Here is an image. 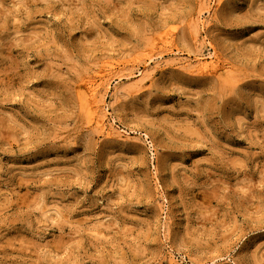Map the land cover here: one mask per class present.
Returning a JSON list of instances; mask_svg holds the SVG:
<instances>
[{
  "label": "rangeland",
  "instance_id": "obj_1",
  "mask_svg": "<svg viewBox=\"0 0 264 264\" xmlns=\"http://www.w3.org/2000/svg\"><path fill=\"white\" fill-rule=\"evenodd\" d=\"M215 3L0 0V264H264V0Z\"/></svg>",
  "mask_w": 264,
  "mask_h": 264
},
{
  "label": "bare ground",
  "instance_id": "obj_2",
  "mask_svg": "<svg viewBox=\"0 0 264 264\" xmlns=\"http://www.w3.org/2000/svg\"><path fill=\"white\" fill-rule=\"evenodd\" d=\"M223 2V0H216V3L214 4L213 8L219 5H221V3ZM204 23L206 21H203ZM161 37V36H160ZM163 38V37H162ZM161 39V38H160ZM157 40V39H156ZM159 40V39H158ZM204 44V43H203ZM200 53V52H199ZM215 55L213 57L210 58V60H205L204 62H202V60H200V64L197 66L198 68H196V70H198L200 72V74L202 73H213L218 74L220 76H225L227 74V65L223 64L220 61V56L216 55V53H214ZM156 57V56H155ZM196 57V56H195ZM198 59L203 58V54H199L197 55ZM205 59V58H204ZM188 61H186L187 63ZM199 63V62H198ZM189 66V65H187ZM194 69V68H193ZM192 69V70H193ZM229 69V68H228ZM108 72V71H106ZM196 72V71H194ZM197 72V73H199ZM202 72V73H201ZM142 74V73H141ZM108 76V75H107ZM100 77V76H99ZM93 79V78H92ZM94 80V79H93ZM106 80V79H105ZM90 81V80H89ZM108 81V80H107ZM99 82V81H97ZM78 83V82H76ZM81 83V82H80ZM102 84V83H101ZM99 85V83H98ZM107 85H105L104 87H106ZM94 87V86H93ZM109 87V86H108ZM94 89H90V91H92L91 94L94 93ZM100 95V94H99ZM82 96V95H81ZM103 96V95H102ZM93 98H95V95L93 96ZM99 98V97H97ZM87 99V97H86ZM90 99V98H89ZM105 100V99H104ZM103 100V103L101 104V100L99 98L100 104L96 103V100H92L94 103L89 105V114L92 117V120L94 121L95 128H98L100 130V132L107 137L112 136L113 132L111 131V129L114 128L113 124L109 125L107 124V119L109 118L108 113L109 111L106 108V102ZM98 101V103H99ZM87 111V110H86ZM109 123V122H108Z\"/></svg>",
  "mask_w": 264,
  "mask_h": 264
}]
</instances>
